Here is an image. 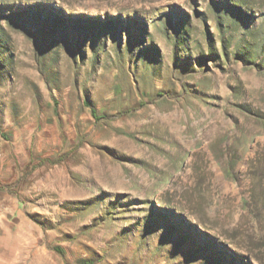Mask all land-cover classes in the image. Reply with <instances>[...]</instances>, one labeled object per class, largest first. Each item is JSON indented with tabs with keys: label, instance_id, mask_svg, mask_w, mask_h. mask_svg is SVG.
I'll use <instances>...</instances> for the list:
<instances>
[{
	"label": "rangeland",
	"instance_id": "374dc122",
	"mask_svg": "<svg viewBox=\"0 0 264 264\" xmlns=\"http://www.w3.org/2000/svg\"><path fill=\"white\" fill-rule=\"evenodd\" d=\"M0 264H264V0H0Z\"/></svg>",
	"mask_w": 264,
	"mask_h": 264
}]
</instances>
